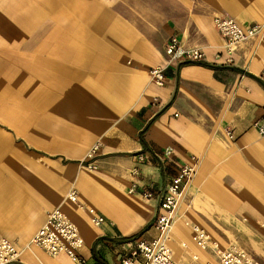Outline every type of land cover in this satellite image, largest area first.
<instances>
[{"label": "crops", "instance_id": "obj_1", "mask_svg": "<svg viewBox=\"0 0 264 264\" xmlns=\"http://www.w3.org/2000/svg\"><path fill=\"white\" fill-rule=\"evenodd\" d=\"M216 17L261 31L230 49ZM171 37L204 57L171 62L157 86L149 70L166 64ZM263 69L264 0H0V235L21 252L12 264H76L29 246L57 208L86 264H119L157 236V201L131 185L162 191L193 159L170 248L193 226L242 229L264 264Z\"/></svg>", "mask_w": 264, "mask_h": 264}, {"label": "built area", "instance_id": "obj_2", "mask_svg": "<svg viewBox=\"0 0 264 264\" xmlns=\"http://www.w3.org/2000/svg\"><path fill=\"white\" fill-rule=\"evenodd\" d=\"M214 26L219 34L225 38L227 46L231 49L234 45L253 38L260 31L261 27L254 25L250 28H243L229 17H216L213 20ZM165 54L168 60L164 66H156L149 70L150 80L157 86H163L165 82V69L171 62L197 63L203 60V53L199 49H186L176 37H171L166 44ZM264 81V69L260 75ZM254 128L259 136H264V118L261 123H255ZM99 145L96 144L88 153L86 168L95 170V158ZM167 153H169L167 151ZM198 168V160L193 159L191 164L180 166L172 177L167 187L162 191H153L147 187H140L133 183L128 190L131 195H139L144 199H155L158 203V212L154 220V227L157 236L151 241H137L129 255L123 257L119 264H178L169 246L170 235L178 218V211L184 194L191 185ZM131 175H138L137 169H133ZM67 200L77 203L75 190L67 194ZM90 221L98 226L104 222L102 217L96 216L93 209L87 210ZM192 242L198 247L207 245L217 246V241L210 243L207 232L199 226L192 227ZM84 241L75 224L59 209H54L47 216L44 224L37 230L29 241L30 247L42 249L51 257L65 254L76 264H86L80 255ZM186 243L181 247L186 248ZM20 251L10 241L0 235V264H12L19 260ZM220 264H260L254 260L246 251L230 245L218 252ZM211 264V263H206Z\"/></svg>", "mask_w": 264, "mask_h": 264}, {"label": "rangeland", "instance_id": "obj_3", "mask_svg": "<svg viewBox=\"0 0 264 264\" xmlns=\"http://www.w3.org/2000/svg\"><path fill=\"white\" fill-rule=\"evenodd\" d=\"M212 237H210V243L212 241H217V246L207 245L204 247H198L195 245L191 239L185 240L186 248L181 247V243L177 246V249L172 250L174 259L180 264H220L218 258V252L225 247L230 245H235L244 251H246L250 256H252L256 261L258 255H260V250L262 247L260 245H247L245 244L243 230L242 229H219L209 231ZM172 247V246H171ZM256 257V258H255ZM180 258V260H177Z\"/></svg>", "mask_w": 264, "mask_h": 264}, {"label": "bare ground", "instance_id": "obj_4", "mask_svg": "<svg viewBox=\"0 0 264 264\" xmlns=\"http://www.w3.org/2000/svg\"><path fill=\"white\" fill-rule=\"evenodd\" d=\"M178 219V218H177ZM176 222H177V220H176Z\"/></svg>", "mask_w": 264, "mask_h": 264}]
</instances>
